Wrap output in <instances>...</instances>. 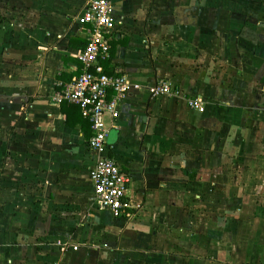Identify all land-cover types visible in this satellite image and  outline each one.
<instances>
[{
	"label": "crops",
	"instance_id": "0c3cea01",
	"mask_svg": "<svg viewBox=\"0 0 264 264\" xmlns=\"http://www.w3.org/2000/svg\"><path fill=\"white\" fill-rule=\"evenodd\" d=\"M87 1L0 0V264H264V0H109L105 67L142 87L108 138L123 217L94 198L90 123L51 101Z\"/></svg>",
	"mask_w": 264,
	"mask_h": 264
},
{
	"label": "built area",
	"instance_id": "2783aa9c",
	"mask_svg": "<svg viewBox=\"0 0 264 264\" xmlns=\"http://www.w3.org/2000/svg\"><path fill=\"white\" fill-rule=\"evenodd\" d=\"M113 6L109 0H88L76 17V22L86 39L85 46L77 53L81 64L80 73L64 82L56 90L51 101L60 105L64 102L77 105L80 114L90 123L91 136L88 148L96 153L95 165L91 171L94 198L114 217L130 216L133 203L128 196L129 175L108 153V138L112 128H118L119 105L131 89L140 90L139 84L118 69H106L103 62L110 60L109 40L115 29L111 17ZM150 97L176 96L177 89L169 80L160 79L145 87ZM192 108L203 110L200 99H188ZM110 118V123L106 117ZM67 251L76 250L77 245L57 241ZM45 264H65L51 261Z\"/></svg>",
	"mask_w": 264,
	"mask_h": 264
},
{
	"label": "trees",
	"instance_id": "16d2710c",
	"mask_svg": "<svg viewBox=\"0 0 264 264\" xmlns=\"http://www.w3.org/2000/svg\"><path fill=\"white\" fill-rule=\"evenodd\" d=\"M103 64H104V66H105V62H103ZM106 68V67H105ZM107 70H108V68H106ZM64 103H66V102H64ZM67 104H70V103H67ZM70 105H73V106H76L77 108H78V111H79V107L77 106V105H74V104H70ZM79 114H80V111H79ZM80 116H81V114H80ZM82 117V116H81ZM83 118V117H82ZM84 120H87V119H85V118H83ZM88 121V120H87ZM89 122V121H88Z\"/></svg>",
	"mask_w": 264,
	"mask_h": 264
}]
</instances>
